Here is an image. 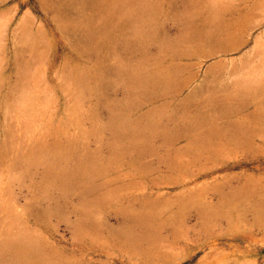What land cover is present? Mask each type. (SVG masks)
<instances>
[{
  "label": "rangeland",
  "instance_id": "1",
  "mask_svg": "<svg viewBox=\"0 0 264 264\" xmlns=\"http://www.w3.org/2000/svg\"><path fill=\"white\" fill-rule=\"evenodd\" d=\"M0 264H264V0H0Z\"/></svg>",
  "mask_w": 264,
  "mask_h": 264
}]
</instances>
